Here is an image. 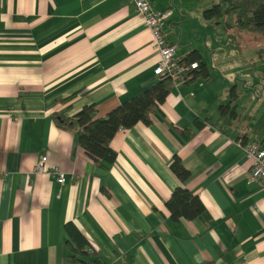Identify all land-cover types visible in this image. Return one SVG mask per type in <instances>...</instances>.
Instances as JSON below:
<instances>
[{
    "label": "crops",
    "instance_id": "1",
    "mask_svg": "<svg viewBox=\"0 0 264 264\" xmlns=\"http://www.w3.org/2000/svg\"><path fill=\"white\" fill-rule=\"evenodd\" d=\"M152 2L171 9L165 34L175 57L197 50L209 77L173 83L149 124L118 129L110 140L116 158L105 168L52 113L71 116L95 103L102 116L162 78L134 3L0 0V264H70L67 221L105 264H264V182L249 177L238 140L264 146L263 63L245 68L241 92L235 78L211 73L206 58L215 50L190 39L188 13L208 22L205 8ZM223 104H237L235 114ZM174 154L189 170L183 181L170 169ZM40 155L50 172L35 170ZM179 184L200 197L208 218L170 217L165 201Z\"/></svg>",
    "mask_w": 264,
    "mask_h": 264
},
{
    "label": "trees",
    "instance_id": "2",
    "mask_svg": "<svg viewBox=\"0 0 264 264\" xmlns=\"http://www.w3.org/2000/svg\"><path fill=\"white\" fill-rule=\"evenodd\" d=\"M229 11L235 15L236 24L240 30L258 33L264 38V0H230ZM222 14L223 7L217 2L202 11V15L207 19L219 18ZM193 61H196L198 66L189 70L191 76L184 77L182 82L195 78L199 73L206 78L209 77L206 63L197 50L191 52L186 58H178V62L185 63V65ZM176 81L177 78H173L171 75L162 76L156 83L119 103L102 116L97 115L95 103L84 104L71 116H63L55 112L52 113V116L59 127L74 130L77 138L76 143L84 148L90 158L106 168L116 158V151L110 146V140L114 133L120 128L132 127L139 121L149 124L151 114L160 112V104ZM63 100H67V97ZM227 109L231 115L235 114V108L229 109L227 104L220 105V110L226 111ZM194 122V126H201V121L197 118ZM180 131L185 139H189L194 133V130L188 127ZM238 140L241 144L247 142L243 137H238ZM170 169L181 181L189 176V170L184 167L176 154L172 157ZM165 205L170 212V217L174 220L181 217L187 219L208 218L207 209L200 197L180 184L172 189ZM64 228L69 237L70 246L67 260L70 264L106 263L97 256L73 222L67 221ZM89 256L92 258L89 259Z\"/></svg>",
    "mask_w": 264,
    "mask_h": 264
},
{
    "label": "rangeland",
    "instance_id": "3",
    "mask_svg": "<svg viewBox=\"0 0 264 264\" xmlns=\"http://www.w3.org/2000/svg\"><path fill=\"white\" fill-rule=\"evenodd\" d=\"M184 2L189 5L190 10H195L196 5L208 8L215 2L222 5L223 14L219 18L209 19L208 22L195 20L192 14L194 11L188 13L192 16V19L188 20V27L194 28L190 39L204 47L205 42L208 43L215 50L211 57L206 58L211 73L224 75L226 81H233L235 78L240 85V91L243 92L242 79L245 68L257 64L259 61L264 64V38L258 33L238 28L235 15L229 11L230 0H184ZM184 29L182 28V31ZM219 63L226 66L220 69L216 65ZM263 64L261 65L264 66ZM229 73L234 74L227 77L226 75ZM243 101L240 97L239 108L237 109V104L235 105V109L240 115L242 114Z\"/></svg>",
    "mask_w": 264,
    "mask_h": 264
},
{
    "label": "built area",
    "instance_id": "4",
    "mask_svg": "<svg viewBox=\"0 0 264 264\" xmlns=\"http://www.w3.org/2000/svg\"><path fill=\"white\" fill-rule=\"evenodd\" d=\"M138 15L142 17L151 33V42L159 54L154 74L162 76H172L177 78L176 83L184 81V77H190L189 70L198 66L196 61L188 63H179L175 57L176 45L166 38L165 25L166 19L171 15L170 8L157 9L152 0H131ZM188 72V74H187ZM244 155L250 160L249 177L259 179L264 182V146L256 140H249L242 144ZM57 181L62 183L65 175L60 169L54 168ZM35 170L39 172H50L46 166V155H40L35 163ZM220 264H228L222 262Z\"/></svg>",
    "mask_w": 264,
    "mask_h": 264
}]
</instances>
